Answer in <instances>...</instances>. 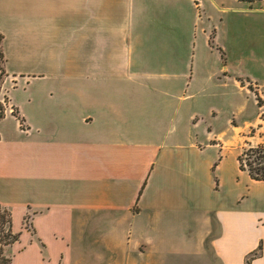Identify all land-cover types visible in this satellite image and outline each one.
<instances>
[{
    "label": "crops",
    "instance_id": "1",
    "mask_svg": "<svg viewBox=\"0 0 264 264\" xmlns=\"http://www.w3.org/2000/svg\"><path fill=\"white\" fill-rule=\"evenodd\" d=\"M223 3L0 0L11 264H264V180L238 160L264 143L238 66L264 64V0ZM249 84L256 114L220 122L217 88Z\"/></svg>",
    "mask_w": 264,
    "mask_h": 264
},
{
    "label": "trees",
    "instance_id": "2",
    "mask_svg": "<svg viewBox=\"0 0 264 264\" xmlns=\"http://www.w3.org/2000/svg\"><path fill=\"white\" fill-rule=\"evenodd\" d=\"M245 1L250 6L257 1L260 0H239ZM1 34H0V42H1ZM3 55L0 51V78L4 73L3 67ZM3 115V109L0 105V117ZM238 160L240 163V167L242 170H246L248 174L253 179L264 180V143L257 144L254 146H248L247 148L239 154ZM28 221V218H25V222ZM12 227V220L11 214L7 208H3L0 206V233L4 232L2 236L0 235V264H11V255L8 254V247L11 243L16 242L19 238L18 233H14L11 229ZM254 252L250 257L246 259V264H250V259Z\"/></svg>",
    "mask_w": 264,
    "mask_h": 264
},
{
    "label": "rangeland",
    "instance_id": "3",
    "mask_svg": "<svg viewBox=\"0 0 264 264\" xmlns=\"http://www.w3.org/2000/svg\"><path fill=\"white\" fill-rule=\"evenodd\" d=\"M223 2H224L223 4L225 7L229 6L232 8V7L237 6V3L236 4L234 3L235 0H223ZM238 56H239L238 54H235L233 56V59L235 60ZM239 63L240 65L238 66L241 67L245 71L246 74H249V77H252V76L254 78L257 77V80L259 83L264 82V78L261 76L262 74L264 75V64L262 63L260 59V53H258V49H256V47L251 49V56H249V61L244 59ZM234 65L237 66V62H234ZM220 83L221 81L219 82V85ZM226 85H227V88H230L232 86V82L227 81ZM249 86L252 87L250 88V90L255 89L252 84H249ZM227 88H223V87L217 88V92H218L217 106L221 107L222 109V111L219 113L220 122L224 121L228 117V114L230 115V113L227 112L229 107H230L229 111L232 109L231 113H234L236 109L235 107L241 104L244 105L245 107V110H244L245 114L248 113L249 116L256 114L258 110L257 109L258 105L261 103L258 97L257 90L256 91L248 90L249 91L248 93L245 91H240V92L235 91L233 95H229L228 93L226 94L225 92L226 91L225 89ZM7 107H10V104L7 105ZM236 116L238 118L239 114H237ZM3 233L1 232L0 235L2 236Z\"/></svg>",
    "mask_w": 264,
    "mask_h": 264
},
{
    "label": "built area",
    "instance_id": "4",
    "mask_svg": "<svg viewBox=\"0 0 264 264\" xmlns=\"http://www.w3.org/2000/svg\"><path fill=\"white\" fill-rule=\"evenodd\" d=\"M11 110L13 111V109L11 108Z\"/></svg>",
    "mask_w": 264,
    "mask_h": 264
}]
</instances>
